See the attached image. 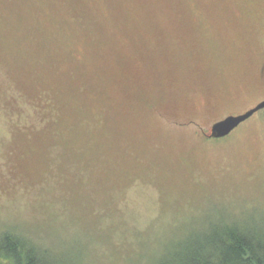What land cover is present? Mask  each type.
<instances>
[{
  "label": "rangeland",
  "instance_id": "obj_1",
  "mask_svg": "<svg viewBox=\"0 0 264 264\" xmlns=\"http://www.w3.org/2000/svg\"><path fill=\"white\" fill-rule=\"evenodd\" d=\"M263 100L264 0H0V233L154 264L264 229V109L211 134Z\"/></svg>",
  "mask_w": 264,
  "mask_h": 264
},
{
  "label": "trees",
  "instance_id": "obj_2",
  "mask_svg": "<svg viewBox=\"0 0 264 264\" xmlns=\"http://www.w3.org/2000/svg\"><path fill=\"white\" fill-rule=\"evenodd\" d=\"M78 254L73 252L57 263L50 247L11 230L0 233V264H70ZM154 264H264V229L218 219L206 229L187 231Z\"/></svg>",
  "mask_w": 264,
  "mask_h": 264
},
{
  "label": "water",
  "instance_id": "obj_3",
  "mask_svg": "<svg viewBox=\"0 0 264 264\" xmlns=\"http://www.w3.org/2000/svg\"><path fill=\"white\" fill-rule=\"evenodd\" d=\"M261 108H264V100L243 114L231 115L224 120L215 123L212 126V136L223 137L229 134L236 126H238L241 122L249 118L251 115H253V113Z\"/></svg>",
  "mask_w": 264,
  "mask_h": 264
}]
</instances>
